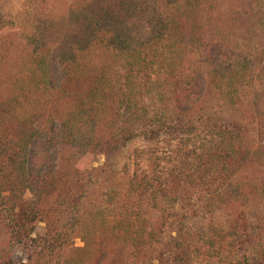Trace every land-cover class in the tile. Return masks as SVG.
Returning <instances> with one entry per match:
<instances>
[{"label":"trees","instance_id":"trees-1","mask_svg":"<svg viewBox=\"0 0 264 264\" xmlns=\"http://www.w3.org/2000/svg\"><path fill=\"white\" fill-rule=\"evenodd\" d=\"M250 166L264 0H0V264H264Z\"/></svg>","mask_w":264,"mask_h":264},{"label":"rangeland","instance_id":"rangeland-1","mask_svg":"<svg viewBox=\"0 0 264 264\" xmlns=\"http://www.w3.org/2000/svg\"><path fill=\"white\" fill-rule=\"evenodd\" d=\"M59 161H58V165L60 167H64L67 165H73L76 162L77 163H83L86 165H90L92 167H98L101 164L104 163V159L102 157L99 156H85L84 158H78L77 154L75 153V151H73L71 148L67 147V146H62L59 148ZM247 176L250 177H264V169H261L259 167L256 166H250L246 169L245 171ZM45 233V227L43 224H39L37 225L36 229H35V233H34V237H39V236H43ZM77 247H82L83 244L80 241H76L75 242Z\"/></svg>","mask_w":264,"mask_h":264}]
</instances>
